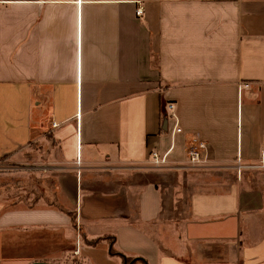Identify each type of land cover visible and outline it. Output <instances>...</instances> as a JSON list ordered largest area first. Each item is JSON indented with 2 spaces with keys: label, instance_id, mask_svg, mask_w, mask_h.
Here are the masks:
<instances>
[{
  "label": "crops",
  "instance_id": "crops-1",
  "mask_svg": "<svg viewBox=\"0 0 264 264\" xmlns=\"http://www.w3.org/2000/svg\"><path fill=\"white\" fill-rule=\"evenodd\" d=\"M43 137L48 196L0 201V264H125L108 236L129 264H264L263 190L183 202L191 169L261 162L264 0H0V157Z\"/></svg>",
  "mask_w": 264,
  "mask_h": 264
},
{
  "label": "rangeland",
  "instance_id": "rangeland-1",
  "mask_svg": "<svg viewBox=\"0 0 264 264\" xmlns=\"http://www.w3.org/2000/svg\"><path fill=\"white\" fill-rule=\"evenodd\" d=\"M49 145L46 138L43 137L32 144L26 151L19 156H2L0 157V201L8 206L20 205L26 206L47 197V185L50 179H45L46 168L43 162L48 159L47 151ZM48 148V149H47ZM237 167L228 170L230 173H219L207 167H196L189 171L191 176L189 183L196 182L194 187L189 186L184 205L187 207L189 195L192 190L210 189L214 186L220 188L225 184L232 182L234 178L242 176L240 183L245 188H259L264 191V166L260 161L250 165L236 162ZM221 175V176H220ZM214 176L223 179H212ZM204 181H215L216 184L204 185Z\"/></svg>",
  "mask_w": 264,
  "mask_h": 264
},
{
  "label": "built area",
  "instance_id": "built-area-1",
  "mask_svg": "<svg viewBox=\"0 0 264 264\" xmlns=\"http://www.w3.org/2000/svg\"><path fill=\"white\" fill-rule=\"evenodd\" d=\"M144 12V8L142 5H140L136 11L137 15L138 16H141ZM173 105L170 104V108L172 107ZM53 125H56L55 122L53 123ZM178 130H181V129H178ZM206 148V145L204 142L202 141H197V143L192 146L188 153H187V163H189L190 165H199V164H203L205 159H203V155H202V150H204ZM166 155H160L157 151H153L152 154H151V160L154 164H163L164 162L167 161L166 159ZM261 163H263L261 166H264V148L262 149V152H261Z\"/></svg>",
  "mask_w": 264,
  "mask_h": 264
},
{
  "label": "trees",
  "instance_id": "trees-1",
  "mask_svg": "<svg viewBox=\"0 0 264 264\" xmlns=\"http://www.w3.org/2000/svg\"><path fill=\"white\" fill-rule=\"evenodd\" d=\"M101 239H103V238H97V239H94V240L88 241V242H89V244H97V243H99V241ZM104 239H107V241L110 244L109 250H110L111 255H120L122 257L123 261L125 262V264H129L133 261V258L126 257L125 255H123L122 253H120L119 251L116 250V248H115V236L104 237Z\"/></svg>",
  "mask_w": 264,
  "mask_h": 264
},
{
  "label": "water",
  "instance_id": "water-1",
  "mask_svg": "<svg viewBox=\"0 0 264 264\" xmlns=\"http://www.w3.org/2000/svg\"><path fill=\"white\" fill-rule=\"evenodd\" d=\"M32 264H51L49 262H44V261H41V262H35V263H32Z\"/></svg>",
  "mask_w": 264,
  "mask_h": 264
}]
</instances>
